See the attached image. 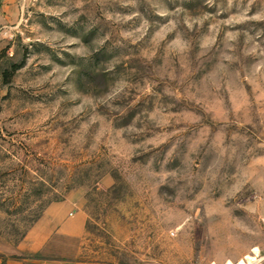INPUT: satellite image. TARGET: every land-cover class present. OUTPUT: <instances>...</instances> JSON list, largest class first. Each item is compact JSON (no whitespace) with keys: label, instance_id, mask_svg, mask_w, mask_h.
<instances>
[{"label":"rangeland","instance_id":"rangeland-1","mask_svg":"<svg viewBox=\"0 0 264 264\" xmlns=\"http://www.w3.org/2000/svg\"><path fill=\"white\" fill-rule=\"evenodd\" d=\"M66 200L65 258L264 264V0L0 8V260Z\"/></svg>","mask_w":264,"mask_h":264},{"label":"crops","instance_id":"crops-1","mask_svg":"<svg viewBox=\"0 0 264 264\" xmlns=\"http://www.w3.org/2000/svg\"><path fill=\"white\" fill-rule=\"evenodd\" d=\"M2 11L10 12L14 0H4ZM68 200L50 205L42 216L28 230L18 246L19 254L24 257L18 261L8 260L0 264H84L75 259V255L65 258V244L74 250V243L84 232L85 219L80 215L69 217ZM68 248V247H67ZM42 256V260H32Z\"/></svg>","mask_w":264,"mask_h":264},{"label":"built area","instance_id":"built-area-1","mask_svg":"<svg viewBox=\"0 0 264 264\" xmlns=\"http://www.w3.org/2000/svg\"><path fill=\"white\" fill-rule=\"evenodd\" d=\"M4 0H0V3L3 2ZM263 259H259L257 258L256 256H254L253 260L251 261H248V260H245V261H239L235 264H260L262 262Z\"/></svg>","mask_w":264,"mask_h":264},{"label":"bare ground","instance_id":"bare-ground-1","mask_svg":"<svg viewBox=\"0 0 264 264\" xmlns=\"http://www.w3.org/2000/svg\"><path fill=\"white\" fill-rule=\"evenodd\" d=\"M251 252L254 253L255 255L258 253L256 248H254ZM245 260L251 261L253 259L251 258V256L247 255V256H245V259H243V261H245ZM224 264H232V263L230 261H226Z\"/></svg>","mask_w":264,"mask_h":264}]
</instances>
